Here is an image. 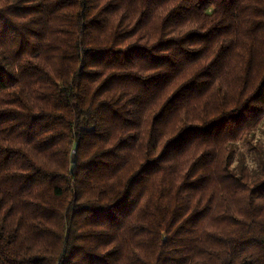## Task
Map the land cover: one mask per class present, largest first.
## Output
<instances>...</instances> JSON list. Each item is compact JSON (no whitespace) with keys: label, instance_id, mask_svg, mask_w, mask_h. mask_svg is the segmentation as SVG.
Here are the masks:
<instances>
[{"label":"trees","instance_id":"obj_1","mask_svg":"<svg viewBox=\"0 0 264 264\" xmlns=\"http://www.w3.org/2000/svg\"><path fill=\"white\" fill-rule=\"evenodd\" d=\"M264 0H0V264H264Z\"/></svg>","mask_w":264,"mask_h":264},{"label":"rangeland","instance_id":"obj_2","mask_svg":"<svg viewBox=\"0 0 264 264\" xmlns=\"http://www.w3.org/2000/svg\"><path fill=\"white\" fill-rule=\"evenodd\" d=\"M233 148L230 165L235 170L244 165L250 170L258 169L264 162V120L255 129L250 139L237 142Z\"/></svg>","mask_w":264,"mask_h":264}]
</instances>
